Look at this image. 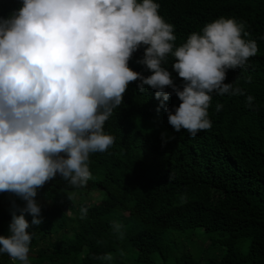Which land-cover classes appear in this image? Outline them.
<instances>
[{
	"label": "trees",
	"instance_id": "16d2710c",
	"mask_svg": "<svg viewBox=\"0 0 264 264\" xmlns=\"http://www.w3.org/2000/svg\"><path fill=\"white\" fill-rule=\"evenodd\" d=\"M154 2L174 25L175 46L217 18L245 22L258 52L245 68L228 70L225 80L245 94L213 93L212 127L192 137L185 130L174 131L164 107L157 111L160 101L154 89L145 86L141 93L138 81L130 83L104 125L116 137L114 144L106 152L90 154L93 179L76 188L57 176L37 190L36 199L45 209L42 223L32 225V216L24 214L33 237L30 264H198L189 253L179 254L167 235L196 229L218 234L220 239L212 244L224 249L221 258L205 264H264V0ZM19 7L0 0V17ZM143 52L141 47L133 53L129 67L148 76L146 67L137 63ZM172 61L169 56L164 66L181 86ZM248 95L255 98L251 107ZM164 103L174 109L180 101L173 93ZM217 104L223 105L220 111ZM94 191L101 201L87 204ZM13 201L23 207L19 197L0 193V235H9L13 212L20 214ZM81 207L88 208L84 219ZM114 220L124 225L122 236L112 231ZM243 239L248 240L245 253ZM106 253L113 254L111 262L95 259ZM9 259L0 255V264H11Z\"/></svg>",
	"mask_w": 264,
	"mask_h": 264
},
{
	"label": "clouds",
	"instance_id": "9594fccd",
	"mask_svg": "<svg viewBox=\"0 0 264 264\" xmlns=\"http://www.w3.org/2000/svg\"><path fill=\"white\" fill-rule=\"evenodd\" d=\"M4 1L20 7L0 17V193L24 203L12 202L20 214L13 212L9 235H0V255L30 264L33 237L24 214L32 216V225L42 223L37 190L57 176L76 188L93 179L90 154L114 144L116 137L104 125L130 83L138 81L141 93L145 86L154 89L157 111L164 107L174 131L195 137L212 127L213 93L245 94L225 83L227 72L245 68L258 44L248 38L245 22L220 17L175 46L174 25L159 14L154 0ZM141 47L137 63L148 76L129 67ZM169 56L181 86L164 66ZM173 93L180 103L169 109L164 102ZM254 99L246 96L249 107ZM222 107L217 104L216 111ZM79 211L81 219L87 217V207ZM123 228L111 222L114 233L122 236ZM95 259L111 262L113 254Z\"/></svg>",
	"mask_w": 264,
	"mask_h": 264
},
{
	"label": "rangeland",
	"instance_id": "374dc122",
	"mask_svg": "<svg viewBox=\"0 0 264 264\" xmlns=\"http://www.w3.org/2000/svg\"><path fill=\"white\" fill-rule=\"evenodd\" d=\"M90 197L91 200L88 201L87 204H93L101 201V195L95 191L91 193ZM39 203L43 206L41 201H39ZM44 210L45 209H43V211ZM63 210L68 212L66 207L63 208ZM43 211L41 210L40 216L44 213ZM167 235L171 239L172 244H175L178 247L179 254L189 253L198 264H205L211 259H219L224 254L223 247L218 244H212L214 241L220 239L218 234L205 233L202 229H196L183 233L169 232ZM241 242L244 243L241 250L245 253L247 251L246 247L248 240L243 239ZM9 261L11 264H16V262L11 259H9Z\"/></svg>",
	"mask_w": 264,
	"mask_h": 264
}]
</instances>
